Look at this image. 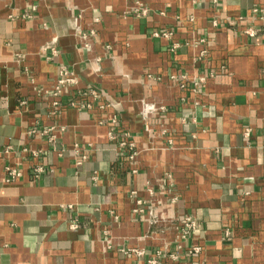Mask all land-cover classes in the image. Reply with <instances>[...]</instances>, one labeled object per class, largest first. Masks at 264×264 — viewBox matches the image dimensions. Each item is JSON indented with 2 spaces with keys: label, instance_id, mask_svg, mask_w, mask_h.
<instances>
[{
  "label": "crops",
  "instance_id": "0c3cea01",
  "mask_svg": "<svg viewBox=\"0 0 264 264\" xmlns=\"http://www.w3.org/2000/svg\"><path fill=\"white\" fill-rule=\"evenodd\" d=\"M159 253L264 264V0H0V264Z\"/></svg>",
  "mask_w": 264,
  "mask_h": 264
},
{
  "label": "built area",
  "instance_id": "2783aa9c",
  "mask_svg": "<svg viewBox=\"0 0 264 264\" xmlns=\"http://www.w3.org/2000/svg\"><path fill=\"white\" fill-rule=\"evenodd\" d=\"M251 31H249V34H250ZM158 35V34H156ZM57 42L56 39H54L51 47H53V45ZM51 50L53 52L54 51V48H51ZM56 53V52H55ZM202 82H204V79H201ZM77 80L76 78H74L73 76L67 74V73H63L61 72V78L59 79L58 81V85L57 87L55 88V91L53 93V95L55 97H58L60 96V94L63 93L64 89L69 87V86H73V85H77ZM181 87H186L185 84H182ZM94 95V94H93ZM95 96V95H94ZM54 106H58V103L55 102L54 103ZM75 106V105H73ZM83 107H87V108H90L91 106L90 105H86V106H83ZM144 107H145V111H144V120L146 121V130L147 131H150V122L151 120L153 119V117L159 113V112H165L166 111V107L165 106H162V105H158L156 103H150V102H147V101H144ZM248 135V133H247ZM119 133L116 132V130H114V128L111 130V133H110V139L112 141H116L118 140L120 137H119ZM130 134L129 133H125V137H124V140L122 139V141L120 142V146L124 149H127L128 150V153H129V159L131 162H133L137 156V151H136V145L135 143L133 142H130L129 139H130ZM83 159H85L83 157ZM36 173H42L44 172V169L43 168H37L35 170ZM136 172V171H135ZM10 179L14 180L16 178H18L20 176V173L19 171L17 170H14V169H8L7 171ZM148 192L150 193V196L151 198H154L155 197V191L152 187H149L148 188ZM148 202V201H147ZM137 205L138 207L135 209V213H141V212H144V206H146V209L149 213V216L151 217V220H150V224L153 225V224H156V221H154L156 219V214H155V208L156 206L151 204V203H146V201H141V200H138L137 201ZM182 222V232H183V238H186L192 231H195L197 228H198V224L197 222L190 216H186L184 218H182L181 220ZM123 251H126L127 253H134L136 254L137 256H143L144 255V252L141 251V250H138V249H129V250H123ZM201 251V248L200 247H193L190 251V253H198ZM160 253L157 254L156 257L154 258H150L148 260V264H161L160 262Z\"/></svg>",
  "mask_w": 264,
  "mask_h": 264
}]
</instances>
